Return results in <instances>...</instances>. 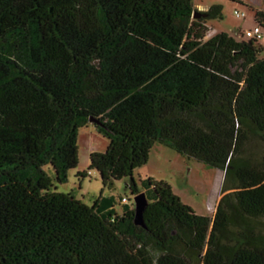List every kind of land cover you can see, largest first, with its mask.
Listing matches in <instances>:
<instances>
[{"label": "trees", "instance_id": "trees-1", "mask_svg": "<svg viewBox=\"0 0 264 264\" xmlns=\"http://www.w3.org/2000/svg\"><path fill=\"white\" fill-rule=\"evenodd\" d=\"M221 18L192 0H0V264H264V155L240 157L248 132L264 141V57L243 32L205 40ZM254 22L264 30V12ZM90 120L108 147L78 178L128 179L138 195L134 173L158 144L232 191L209 218L148 179L143 226L134 205L119 216L52 192Z\"/></svg>", "mask_w": 264, "mask_h": 264}, {"label": "rangeland", "instance_id": "rangeland-1", "mask_svg": "<svg viewBox=\"0 0 264 264\" xmlns=\"http://www.w3.org/2000/svg\"><path fill=\"white\" fill-rule=\"evenodd\" d=\"M193 9L198 13H205L212 6H220L222 18L205 22L207 33L205 40L224 32L240 40L239 35L244 29L252 28L254 13L264 12V0H192ZM244 12V19H237L234 11ZM263 39L259 42L264 57V30ZM108 147V140L97 133L92 123L80 128L78 132V166L68 174L67 182L56 184L52 192L70 194L76 200L92 207L96 202L109 200L117 215H121L123 207L121 199L130 200L129 207L133 205L131 191L126 187L128 179L115 181L111 187H105L99 175L90 171L88 177H77L78 172L87 171L91 153H104ZM145 166L136 170L134 180L137 188L144 193L148 202L155 200L153 189L148 184L145 174H150L156 181L166 182L172 192L180 198L183 204L189 206L195 214L212 218L220 199L230 193L233 181L224 178V173L194 160H186L176 152L156 144ZM152 151V150H151ZM264 155V141L255 134L248 132L241 158L256 165ZM53 177V174L50 173ZM224 190H226L224 192ZM255 232L264 237V218L254 222Z\"/></svg>", "mask_w": 264, "mask_h": 264}, {"label": "built area", "instance_id": "built-area-1", "mask_svg": "<svg viewBox=\"0 0 264 264\" xmlns=\"http://www.w3.org/2000/svg\"><path fill=\"white\" fill-rule=\"evenodd\" d=\"M234 16L237 19H244L246 17V14L244 12H240L238 10L234 11ZM243 38L246 40H254L257 42H260L263 39V31L260 26L256 25L250 30H245L243 32ZM121 202L123 204H129L130 200L123 198L121 199Z\"/></svg>", "mask_w": 264, "mask_h": 264}, {"label": "water", "instance_id": "water-1", "mask_svg": "<svg viewBox=\"0 0 264 264\" xmlns=\"http://www.w3.org/2000/svg\"><path fill=\"white\" fill-rule=\"evenodd\" d=\"M195 17H198V15H196ZM90 122L96 123L93 120H90ZM147 204H148V201H147L144 193H139L138 195L134 196L133 205H134V210H135V217H134L135 225L143 226L142 214H143V211L146 208Z\"/></svg>", "mask_w": 264, "mask_h": 264}, {"label": "crops", "instance_id": "crops-1", "mask_svg": "<svg viewBox=\"0 0 264 264\" xmlns=\"http://www.w3.org/2000/svg\"><path fill=\"white\" fill-rule=\"evenodd\" d=\"M255 26H256V24L254 23V24H253V27H255ZM253 27H252V28H253ZM252 28L249 27V28H247V29H244L243 32H244L245 30H250V29H252ZM261 41H262V40H261ZM261 48H262V47H261ZM262 49H263V48H262ZM153 150H154V149H152L151 152H153ZM150 154H151V153H150ZM149 159H150V158H149ZM148 162H149V160H148ZM147 164H148V163H147ZM147 164H146L145 166H147ZM145 166L142 167V169L145 168ZM144 177H145V178H148V179H153V180H155L150 174H145ZM165 183H166V182H165ZM103 203H104V204H108V201H106V200L104 199V200H103Z\"/></svg>", "mask_w": 264, "mask_h": 264}]
</instances>
